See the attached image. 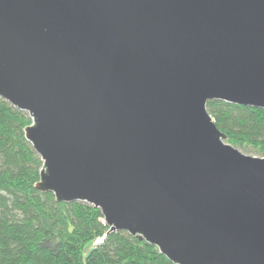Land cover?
<instances>
[{"label": "water", "instance_id": "obj_1", "mask_svg": "<svg viewBox=\"0 0 264 264\" xmlns=\"http://www.w3.org/2000/svg\"><path fill=\"white\" fill-rule=\"evenodd\" d=\"M0 98L39 192L173 264H264V159L206 105L264 109V0H0Z\"/></svg>", "mask_w": 264, "mask_h": 264}, {"label": "trees", "instance_id": "obj_2", "mask_svg": "<svg viewBox=\"0 0 264 264\" xmlns=\"http://www.w3.org/2000/svg\"><path fill=\"white\" fill-rule=\"evenodd\" d=\"M206 105L226 144L264 156V109ZM30 125L0 98V264H173L139 236L108 234L98 209L35 189L42 162L25 139Z\"/></svg>", "mask_w": 264, "mask_h": 264}, {"label": "rangeland", "instance_id": "obj_3", "mask_svg": "<svg viewBox=\"0 0 264 264\" xmlns=\"http://www.w3.org/2000/svg\"><path fill=\"white\" fill-rule=\"evenodd\" d=\"M240 153L249 156V157H257V158H263L264 156L260 155L259 153H257L255 150L253 149H237ZM100 242H102V240H99ZM99 242V243H100Z\"/></svg>", "mask_w": 264, "mask_h": 264}]
</instances>
